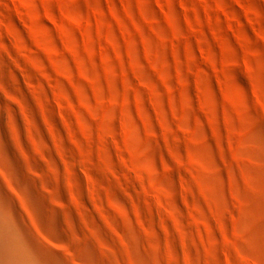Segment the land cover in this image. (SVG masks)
<instances>
[{
	"label": "rangeland",
	"instance_id": "374dc122",
	"mask_svg": "<svg viewBox=\"0 0 264 264\" xmlns=\"http://www.w3.org/2000/svg\"><path fill=\"white\" fill-rule=\"evenodd\" d=\"M0 97L113 262L264 264V0H0Z\"/></svg>",
	"mask_w": 264,
	"mask_h": 264
},
{
	"label": "bare ground",
	"instance_id": "6f19581e",
	"mask_svg": "<svg viewBox=\"0 0 264 264\" xmlns=\"http://www.w3.org/2000/svg\"><path fill=\"white\" fill-rule=\"evenodd\" d=\"M25 134L14 101L0 97V264H146L135 255L113 262L114 249L83 231L78 200L37 174Z\"/></svg>",
	"mask_w": 264,
	"mask_h": 264
}]
</instances>
